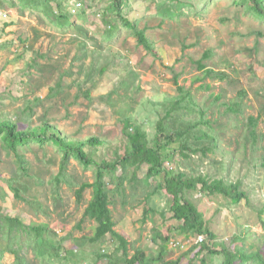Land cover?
Listing matches in <instances>:
<instances>
[{"label": "rangeland", "instance_id": "1", "mask_svg": "<svg viewBox=\"0 0 264 264\" xmlns=\"http://www.w3.org/2000/svg\"><path fill=\"white\" fill-rule=\"evenodd\" d=\"M92 7L89 13L101 10L105 0H83ZM98 14V13H97ZM93 17L99 24L100 17ZM124 16L137 20L151 41L153 54L136 43L135 36L121 29L107 41L102 35L89 32L84 36L74 28L58 30L41 13L20 7H0V116L17 121L18 126L40 124L43 117L69 138L85 139L97 136L108 143L99 146L98 152L106 160H113L125 150V137L121 132V114L131 115L144 123L151 137L154 132L156 109L164 114L158 103L176 95L174 76L178 84L191 92L197 105L187 115L198 119V110H204L213 124H220L217 134L219 152L191 153L188 161L174 152L172 146L163 151V166L170 172L180 169L193 173L196 168L210 178L239 180L247 199L234 203L222 194H208L195 190L184 192L202 211L208 227L216 235V242L232 248L234 236L245 238L247 248L264 255V22L256 19L232 0H135L130 1ZM121 25L118 19H114ZM12 22L9 25L5 23ZM95 30L96 26H89ZM19 37L27 38L30 49L23 51ZM212 55L205 60L208 67L224 71L228 77H204L195 61L205 50ZM38 62L33 68L28 64ZM30 72L29 75L27 72ZM29 77L33 78L29 83ZM60 83L58 93L46 99L49 87ZM208 86V87H206ZM246 95L239 97V91ZM220 94L219 100L213 96ZM39 98L40 102L33 100ZM32 101L30 112L26 106ZM229 103H239L237 114L227 110ZM260 118L256 131L262 134L252 146L248 133V117ZM238 144V145H237ZM32 163V171L48 180L58 168L59 157L54 146L45 149L33 147L25 151ZM0 163V212L18 217L25 224L48 222L60 238L71 231L75 239L93 235L96 222L85 218L81 227L76 224L91 198V188L83 192L81 202L76 201L74 190L83 182L93 181V169L83 168L70 160L66 174L71 184L62 182L60 197L54 202L49 186L42 190L41 200L47 211L14 198L5 180L15 169L12 156L2 153ZM51 157L54 162L48 161ZM129 168L127 174L131 173ZM120 169L116 171L120 174ZM146 166L137 171L144 177ZM188 173V174H189ZM161 176H151L147 186L137 190L124 183V194L109 192L113 229L129 241V254L141 248L146 255H156L159 240L153 241V229L162 233L169 229L171 241L184 243L182 248L167 244L165 259H175L192 246V238L174 226L168 207L170 196L163 191H152ZM108 182V180H107ZM114 184H107L112 189ZM135 191L134 196L132 194ZM151 191L148 200L145 192ZM155 208L142 221L143 209ZM164 212L165 218L161 215ZM108 236V235H106ZM65 246L73 242L64 240ZM82 244V242H81ZM114 243L107 237L105 243L84 241L77 249L76 258L68 264H90L95 251L113 252ZM25 256L34 259L32 249ZM210 264H219L221 256L206 257ZM13 256L4 253L3 261L9 264ZM105 262V260H104ZM103 264V260L99 261ZM119 264H124L123 261ZM154 264H159L154 263ZM192 264H199L196 259Z\"/></svg>", "mask_w": 264, "mask_h": 264}, {"label": "trees", "instance_id": "2", "mask_svg": "<svg viewBox=\"0 0 264 264\" xmlns=\"http://www.w3.org/2000/svg\"><path fill=\"white\" fill-rule=\"evenodd\" d=\"M82 1L0 0V7H20L38 12L43 14L58 30L74 28L84 36H88L92 31L102 35L107 41L115 37L122 28L127 29L135 36L139 46L153 54L152 43L146 36L145 28H140L137 20H130L123 14L128 3L135 0H105L104 7L94 13H89L92 5H84ZM232 1L241 5L245 12L264 22V0ZM96 14L100 17L99 24L93 20ZM114 19H118L121 25H118ZM11 23L8 22L4 25ZM92 25L96 26L95 30L89 28ZM19 42L23 46V51L31 48L27 38L19 37ZM211 55L212 51L207 49L195 61L198 70L203 73L204 77L226 79L228 77L226 72L216 71L206 65L205 60ZM36 65L38 62L32 59L28 67L33 68ZM27 73L31 75L29 71ZM29 79L31 84L33 78L29 77ZM174 83L176 95L154 104H159L164 114L156 109L157 118L154 121V132L151 137L146 131L144 123H138L131 115L121 114L119 122L122 135L125 137V150L123 154L117 155L113 160H106L98 152L99 146L108 142L97 136L85 139L69 138L51 125L45 117L38 125L26 124L21 128L17 121L0 116V163L4 160L3 152L6 156H12V161L15 163V169L11 172V176L5 180L14 198L34 205L37 210L47 211V205L43 204L41 200L43 196L41 191L49 186L54 202L59 199L61 183L71 184L66 170L70 160L74 159L83 168L93 169V181H83L74 190L76 201L81 202L83 192L87 188H91V198L84 207L76 227L80 228L85 218L96 222L94 233L91 236L77 240L69 231L66 235L55 238L57 233L49 226L48 222L25 224L18 217L0 212V264H5L3 257L6 252L13 256L9 264H68L75 260L76 251L84 241L105 243L107 237L115 244L113 252L96 250L94 260L90 264H99L101 260H103V264H119L122 261L124 264H154L158 262L159 264H192L196 259L199 264H210L206 257L213 255L221 256L219 264H264V255L259 250L247 248L243 236H234L236 244L232 248L216 242V235L208 227L202 211L184 196L186 190L192 191L199 186L198 189L201 192L222 194L237 203L242 199H247V193L241 188L239 180L228 182L225 179H212L197 168L196 170L192 169L194 172H188L189 174L180 169L170 172L163 166L162 150L167 146H172L174 152L181 156L183 161H188L191 153L200 152L202 157H205L209 152H219L217 150L219 145L217 134L221 129L220 124H213L206 117L204 110H198V119H187V115L192 109H195L197 103L191 92L178 84L176 75ZM55 85V87H49L46 99H51L58 93L59 81ZM245 95L244 90L239 91L240 99ZM220 97L221 95L218 94L213 96V99L216 101ZM33 101L36 104L40 102L39 98H35ZM31 102L29 100L26 106L30 112L33 109L30 106ZM226 108L237 114L239 103H229ZM259 118L260 115L248 117L246 140L248 141V137H250L252 146L262 137V134L256 131ZM51 145L56 148L59 157L58 168L51 173L48 180H45L32 171V163L24 153L26 150H33V147L45 149ZM46 158L48 161L54 162L51 157ZM261 165L264 167V156H262ZM143 166H146V173L139 179L137 171ZM129 168L132 170L130 174H127ZM118 169L121 171L120 174L116 173ZM151 176H161V180L156 183L152 191L163 190L170 196L168 213L172 220L178 222L174 227L188 234L192 238V242L198 237H203L200 242L192 243L187 251H183L175 259L164 258L167 244L172 239L169 229L166 233H162L156 228L153 229L154 233L151 238L153 241L159 240L160 246L158 253L154 256L146 255L141 248H136L132 254H129V241L113 229L114 221L109 208V192L116 191L119 194H124L123 185L126 182L131 188L137 190L140 184L144 183L147 186V180ZM109 183L114 184V188L108 189L107 184ZM134 192L133 190V196L136 194ZM145 193L144 199L148 200L152 192ZM3 196L4 191L0 189V199ZM150 212H156V209L149 207L143 209L142 221H145ZM258 212L261 215L264 209H260ZM161 215L165 218L164 212H161ZM260 219L264 224L261 216ZM67 239L73 244L65 246L63 241ZM28 248L33 250L34 259L25 256V250Z\"/></svg>", "mask_w": 264, "mask_h": 264}, {"label": "built area", "instance_id": "3", "mask_svg": "<svg viewBox=\"0 0 264 264\" xmlns=\"http://www.w3.org/2000/svg\"><path fill=\"white\" fill-rule=\"evenodd\" d=\"M79 5V4H78ZM203 239V237H198V238H196V240L194 241V242H197V241H201ZM193 242V243H194ZM169 246L172 248V247H175V248H177V247H180V248H182L183 246H184V243L182 244V243H179V242H177V241H170L169 242Z\"/></svg>", "mask_w": 264, "mask_h": 264}]
</instances>
